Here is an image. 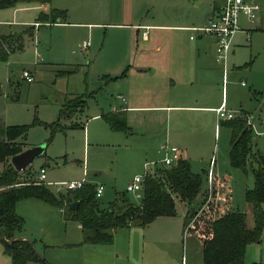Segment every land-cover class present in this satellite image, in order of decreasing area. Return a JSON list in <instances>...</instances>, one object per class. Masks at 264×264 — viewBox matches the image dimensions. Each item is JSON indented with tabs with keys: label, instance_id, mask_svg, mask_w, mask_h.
I'll return each mask as SVG.
<instances>
[{
	"label": "rangeland",
	"instance_id": "obj_1",
	"mask_svg": "<svg viewBox=\"0 0 264 264\" xmlns=\"http://www.w3.org/2000/svg\"><path fill=\"white\" fill-rule=\"evenodd\" d=\"M254 1L259 5L258 15L261 20L263 19L260 23L256 22V25L264 27V0ZM55 2L56 8L65 10L68 22L83 20L82 12L88 3L87 0H55ZM135 2L141 3L138 6L143 9L141 17L145 16L144 23L165 25L180 23L179 20L184 18L185 14L193 15L195 12H203V7L206 8V4H202L198 8L200 11H195L192 7L193 0H135ZM16 6L23 9H19L15 14L12 8L2 9L0 20H12L14 17V21H17L14 22L17 29L20 28L17 23L35 18L40 11L39 4L33 2L18 3ZM91 7L97 13L102 9L99 0H96ZM110 20L119 21L118 17ZM3 28L7 29L9 26L0 22V30L2 31ZM36 29L34 39L28 40L22 50L10 53L6 60L0 61L2 92L0 118L7 126H28L24 136H19L20 141L30 146L44 144L50 137V131L42 123L56 119L58 108L65 95L84 94L85 107L62 121L63 130L56 131L45 148V155L54 162L49 161L44 164V159L38 157L31 162V169L36 170L37 174V170L44 166L48 182L60 183L81 177L85 179L84 183L93 186L100 184L103 191L97 201L98 206L102 208L113 200L115 193L121 192L131 202L139 203L141 190L138 196H135L125 191V185L134 174L142 173L141 162L144 152L139 150L137 164H130L129 152L133 144L128 141V137H125L122 131L111 129L102 117L89 118L100 110L106 112L116 94L122 95L126 103L130 104L132 90H121L127 86L126 81L122 79L126 74L127 66L120 69L108 58L114 52L122 53L123 39L126 40L128 29L101 25L93 27L88 32L86 27L71 23L41 25ZM258 30L256 28L251 32L252 50L250 51L249 46L245 45L236 52L233 61L237 66L249 63L248 71L239 76L225 75L224 90L214 93L218 99L222 97L223 103L226 102L227 108L232 110L234 116L241 112L251 116L252 150L264 158V33ZM147 31L149 35L152 34L151 30ZM138 33L140 34V29ZM81 46L85 48L82 50ZM75 58H80L77 60L82 65H77L78 69L75 72L65 73L75 63L73 62ZM27 73L32 78L30 82L24 78ZM221 75L219 69L217 78L219 84ZM239 80L244 81L245 86H240ZM248 87H254L256 90H248ZM175 114V111H171L168 118L170 134L176 129ZM221 120L215 127L212 122L206 133H196L190 145L189 167L193 173L200 175L202 182L200 194L195 199L198 200V204L194 207L195 210L198 209L205 186V172L202 173L201 169L207 170L211 160L217 194L221 196V191L226 189L229 195V209L243 213L245 227L251 229L253 218L250 205L245 201L244 191L252 186V175L249 168L246 172H242L230 166L229 129L223 125L225 119ZM72 123L84 124V126L83 128L68 127ZM171 141L169 144L175 145V142ZM155 156V151L149 155V157ZM156 166L165 167L158 162H155L154 169ZM128 178L130 179L127 181ZM31 180H35L34 176ZM59 185H46V187L53 193L58 191L61 193L63 190ZM174 206L175 215L171 218L174 225L168 227L171 238H167L170 242L165 243L164 247V254L170 251L168 256L170 258L167 256L164 258L171 261V264H180L182 258L183 264H201L199 237L192 232L181 234L185 206L178 198H174ZM56 209L53 205L36 198L22 199L18 202L16 212L23 218V226L18 233L33 242L35 252L43 259V261H29L27 264H89L88 251L85 249L89 247L78 244L81 240L79 228L72 220H63ZM262 209V228L256 241L245 244L242 264H264V203ZM115 231L117 235L114 248H120L122 244L117 238L125 237L123 233L127 232V229L116 228ZM131 239L138 242L137 246L139 245L138 238L133 235ZM111 246L96 245L97 248ZM139 250H141L140 245ZM132 253L134 252L129 253L130 257H133ZM140 253L138 251L137 256ZM89 259L94 261H90L91 264H98L94 256ZM0 264H11V257L4 252L1 241Z\"/></svg>",
	"mask_w": 264,
	"mask_h": 264
},
{
	"label": "crops",
	"instance_id": "obj_2",
	"mask_svg": "<svg viewBox=\"0 0 264 264\" xmlns=\"http://www.w3.org/2000/svg\"><path fill=\"white\" fill-rule=\"evenodd\" d=\"M193 1L192 7L195 11H198L202 4H206V8L203 7L202 9L203 12L199 10L200 13L195 12L193 15L187 13L184 18L179 20L180 23L171 25L144 23L145 16L141 17L143 9L138 6L141 3H136L135 0H99L102 5L100 13H97L91 7L96 0H87L88 3L82 12L83 20L81 21L68 22L66 15L63 22L42 24L35 21V17L17 23V25H20V28L17 29V27L15 28L16 24H14L17 21H14L15 18L13 17L12 20H0L3 25L9 26L7 29L3 28L2 31L0 30V35L18 32L31 25L35 27V31L41 25H63L68 23L82 25L88 29V32L93 27L101 25L126 27L128 32L126 40L123 39L122 53L119 51L114 52L108 58L120 69L127 66L126 74L122 78L124 79L123 81H126L127 86L121 90H132L131 98H129L130 104L126 103L122 95L116 94L105 110L106 112L100 110L99 113L97 112L89 118H100L102 115L109 113H122L125 128L119 131H122L125 137H128V141L133 144V148L130 151L131 155L129 152V163L137 164V156L139 150H141L144 152L141 162V168L143 169V163L146 161L158 162L161 165L159 160L165 153L160 147L162 144L176 147L179 156L188 161L190 145L195 139V134L206 133L212 122L214 123L213 127H215L216 123L222 121L216 117L215 108L223 104L224 108L232 111L227 108L226 102L223 103L222 97L218 99L214 93L218 90H224L225 86V82L222 81V75L220 84L217 82L219 69L222 73V67L214 59V39L211 36L194 33L187 29V27L202 26L206 23L210 13V4L207 0ZM245 1L250 4H256L257 8L253 11L251 22L247 20L245 14L241 15V29L232 37L228 53L229 63L227 57L225 75L234 74L239 76L248 71L249 63H243L238 66L233 64L235 54L245 45L249 46L250 51L252 50L253 36L251 32L254 29L258 28L259 32L264 33V27L256 25V22L260 23V21H263L258 15L259 5L254 0ZM55 6H57L55 0H50L49 4H39L38 8H40V11L37 14L39 12L47 13L50 7L56 8ZM18 7L15 5L8 8H12L15 14L20 9ZM146 15L148 16V13ZM113 17H118L119 21H111L110 18ZM139 29L140 34L138 33ZM147 30H151L152 34L149 35ZM191 33H194L195 36L192 39L188 37ZM34 35L31 40L34 39ZM28 40L25 41V44ZM84 48L85 46L80 47L82 50ZM77 59L80 58L73 59L75 63L72 64V67L82 65ZM241 82L243 83L241 84ZM238 83L240 86H245L242 80H239ZM248 90L256 89L248 87ZM171 111L176 112L174 115L176 129L172 134L168 130V118ZM246 115L248 114L246 113ZM248 117L250 118L251 116L248 115ZM78 126L83 128L84 124ZM18 140L22 143L23 149L30 146L28 143ZM170 140L175 142V145L169 144ZM47 145L48 143H44V153L36 157L44 159V164L49 161L54 162L52 158L45 155ZM154 151L156 156L149 157ZM30 165L31 163L19 170L25 180H31L33 176L34 178L36 177V170H32ZM2 167L3 164L0 163V170ZM42 167L45 169L44 166ZM149 168L153 170L154 166H149ZM201 172L204 173L206 170L201 169ZM79 179L81 177L70 180ZM44 180L46 181V173ZM98 185L100 184L94 186ZM61 190L64 189L61 188ZM199 194L200 190L196 198H198ZM56 210L63 218L62 211L58 208ZM173 216L156 217L143 227H119L127 229V232H122L125 237L119 236L117 238L122 244L120 248H114L117 235L115 229L112 231L111 241L107 243L112 245L110 248L96 247V245L101 244H82L89 247L85 248L88 251L87 260L89 264H91L90 261L94 262L89 259L92 256L97 258L98 264H171V261L164 258V256L168 257L170 254V251L168 254H164V247L165 243L170 242L169 240L167 241V238H171L168 227L169 225H174L171 222ZM73 222L76 223L80 231L79 223ZM185 232L188 233L190 231ZM185 232L181 224V234ZM133 235L136 239L138 238L141 250H139V245L137 246L138 242L136 243L134 239H131ZM139 235H141V238H139ZM144 245L146 246L145 248ZM131 251L134 252L132 253L133 257H130L129 254ZM138 251L141 253L137 256ZM180 262V264L184 263L183 258Z\"/></svg>",
	"mask_w": 264,
	"mask_h": 264
},
{
	"label": "trees",
	"instance_id": "obj_3",
	"mask_svg": "<svg viewBox=\"0 0 264 264\" xmlns=\"http://www.w3.org/2000/svg\"><path fill=\"white\" fill-rule=\"evenodd\" d=\"M49 4L50 0H0V9L13 7L18 3ZM66 12L63 9L50 7L47 13L39 12L38 23L63 22ZM33 25L18 32L0 35V61L6 60L10 53L22 50L25 41L34 35ZM73 66L65 73L77 71ZM0 88V95H1ZM86 104L85 95L67 94L58 108L54 121L42 123L48 127L49 143L56 131L63 130L61 121L69 118L74 112L81 111ZM246 113L241 112L223 125L229 129L228 162L230 166L246 172L249 168L252 175V186L245 189L244 198L250 205L253 227L248 229L244 224V215L229 209L228 192L221 191L219 202L215 205L214 214H199L187 231L195 233L201 243L202 264H242L245 244L257 240L263 224L264 203V158L252 150L251 126L247 123ZM113 130L125 128L124 116L120 112L102 115ZM78 125L70 124L74 128ZM26 125L7 126L0 118V241L4 252L11 257V264H27L29 261H43L33 248V242L20 236L23 218L16 212L18 201L36 198L62 209L64 220L76 221L80 225L81 240L78 244H107L111 241L112 231L124 226L143 227L156 217L173 216L175 213L174 198L185 206L182 228L195 214V201L201 178L190 170L186 159L178 156L168 167H155L153 174L143 178L139 203L131 202L122 192L115 193L114 198L105 208L98 206L94 196L95 186L83 183L76 189H64L53 193L44 184L25 180L21 172L10 162L11 156L21 152L22 143L19 136H24ZM44 153V152H43ZM216 185V183H215ZM75 202L74 207L70 204Z\"/></svg>",
	"mask_w": 264,
	"mask_h": 264
},
{
	"label": "built area",
	"instance_id": "obj_4",
	"mask_svg": "<svg viewBox=\"0 0 264 264\" xmlns=\"http://www.w3.org/2000/svg\"><path fill=\"white\" fill-rule=\"evenodd\" d=\"M210 4V13L206 20V23L202 26L197 27H187L188 30L193 31L194 33H199L202 35L211 36L214 39V59L222 67V81H224L225 71H226V62L231 46V40L233 35L241 29L240 18L241 15L245 14L248 21H252L253 11L257 8L256 4H250L245 0H207ZM194 33H191L188 37L190 39L194 38ZM84 47V46H83ZM25 80L30 82L31 76L27 73L24 76ZM243 82H241L242 84ZM216 117L218 119H230L234 117L233 112L224 108L223 104L215 108ZM247 123L252 126L251 120L248 115H245ZM161 149L164 150L163 157L159 160L160 164L168 167L172 165L175 160L178 158V150L174 146H168L162 144ZM154 162L146 161L143 163V170L140 174H134L131 179L125 185V191L133 195H138L141 190V183L143 178L147 175L153 174V170H150L149 166L153 165ZM45 178V169L40 167L37 170V174L34 180L36 184L44 185H59L62 186V189H76L79 188L83 183L84 179L79 180H70L63 181L60 183L44 181ZM205 186L202 191V200L198 209H196L194 216L184 227V232L191 227L193 219L199 214H205L208 212V215L214 214L215 205L219 202V195L217 194L216 189V179L211 170V160L209 162L208 168L205 172ZM102 192V186H95L94 196L99 198ZM62 211V209H59Z\"/></svg>",
	"mask_w": 264,
	"mask_h": 264
},
{
	"label": "water",
	"instance_id": "obj_5",
	"mask_svg": "<svg viewBox=\"0 0 264 264\" xmlns=\"http://www.w3.org/2000/svg\"><path fill=\"white\" fill-rule=\"evenodd\" d=\"M43 149L44 144L28 146L21 152L11 156L10 161L16 170H22L23 168L28 166V164H30L34 160V158L40 156L43 153ZM75 204V202H72L70 204V207H74Z\"/></svg>",
	"mask_w": 264,
	"mask_h": 264
}]
</instances>
